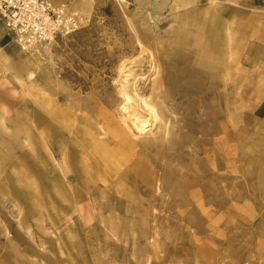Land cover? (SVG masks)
Here are the masks:
<instances>
[{
  "label": "rangeland",
  "instance_id": "obj_1",
  "mask_svg": "<svg viewBox=\"0 0 264 264\" xmlns=\"http://www.w3.org/2000/svg\"><path fill=\"white\" fill-rule=\"evenodd\" d=\"M53 2L89 24L4 51L28 102L0 128V264H264V0Z\"/></svg>",
  "mask_w": 264,
  "mask_h": 264
},
{
  "label": "built area",
  "instance_id": "obj_2",
  "mask_svg": "<svg viewBox=\"0 0 264 264\" xmlns=\"http://www.w3.org/2000/svg\"><path fill=\"white\" fill-rule=\"evenodd\" d=\"M88 16L67 4L53 0H0V25L6 35L24 53L35 54L82 30Z\"/></svg>",
  "mask_w": 264,
  "mask_h": 264
},
{
  "label": "bare ground",
  "instance_id": "obj_3",
  "mask_svg": "<svg viewBox=\"0 0 264 264\" xmlns=\"http://www.w3.org/2000/svg\"><path fill=\"white\" fill-rule=\"evenodd\" d=\"M89 0H79L77 2L78 6L81 4L82 6L87 5ZM48 46H44V49L46 50ZM1 52V50H0ZM6 71H11V66L8 64L5 66ZM33 76V75H32ZM126 79L131 78V74H126ZM12 77L15 79L16 82L20 84L21 80L15 76L12 75ZM138 80L135 78V82L133 84H129L127 80H123L121 83L120 93L123 96L124 104L120 107L119 113L120 118H123V123L130 127L132 133L137 136L140 140H143L146 138L148 134H150L153 123H158L160 120V115L158 113L157 108L150 103V101L142 99L141 103H144V106L146 108V111L148 112L149 116L152 120L146 118L144 120L140 117V111H139V104L138 100L140 98L137 88ZM135 103V104H134ZM41 109V107H40ZM38 107L35 108V111L33 112V118H41V110ZM99 118H105L104 116H100ZM12 118H6L4 116L0 117V128L3 130L4 133L8 132V121ZM44 121L41 119L40 122ZM111 120H108L105 122L106 129H110L112 131L113 138L116 140V148L117 152L122 155V158H127L129 153L133 150V147L135 145H129L127 143H131V140L127 137L126 133H122V129L118 126L119 124H112ZM42 123V124H43ZM41 125V123H40ZM116 136V137H115ZM127 145L129 146L130 150H126Z\"/></svg>",
  "mask_w": 264,
  "mask_h": 264
},
{
  "label": "crops",
  "instance_id": "obj_4",
  "mask_svg": "<svg viewBox=\"0 0 264 264\" xmlns=\"http://www.w3.org/2000/svg\"><path fill=\"white\" fill-rule=\"evenodd\" d=\"M64 2L67 0H59ZM15 44L6 35L2 25H0V116H15L26 106L27 98L26 94L20 86L4 72L2 66L5 68L6 65L11 64L8 61H3L2 57L4 53L9 54L6 50V46Z\"/></svg>",
  "mask_w": 264,
  "mask_h": 264
}]
</instances>
